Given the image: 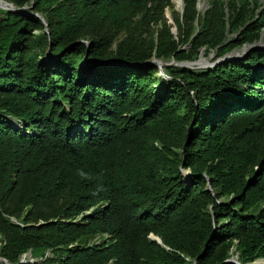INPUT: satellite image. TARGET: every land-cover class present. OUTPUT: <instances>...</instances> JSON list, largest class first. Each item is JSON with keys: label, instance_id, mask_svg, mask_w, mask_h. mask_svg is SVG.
<instances>
[{"label": "trees", "instance_id": "obj_1", "mask_svg": "<svg viewBox=\"0 0 264 264\" xmlns=\"http://www.w3.org/2000/svg\"><path fill=\"white\" fill-rule=\"evenodd\" d=\"M7 1L33 9L0 7V257L264 264V48L143 64L255 44L264 0Z\"/></svg>", "mask_w": 264, "mask_h": 264}, {"label": "water", "instance_id": "obj_2", "mask_svg": "<svg viewBox=\"0 0 264 264\" xmlns=\"http://www.w3.org/2000/svg\"><path fill=\"white\" fill-rule=\"evenodd\" d=\"M181 1H183V0H180V2ZM199 4V3H198ZM0 7L1 8H4V9H7V10H12V11H16V12H19V13H25V14H27V9H29V10H31V9H33V4H31V5H25V6H23V7H21V8H18V7H15L11 2H8V1H6V0H0ZM198 9H199V6H198ZM42 22H43V24H44V26H45V32L46 33H48L49 34V31H48V28H47V23H46V21H45V19H44V17L40 14V13H34ZM167 17V16H166ZM168 22H171L172 23V21H170V20H168ZM171 31H172V33H176V27L175 26H173L172 28H171ZM87 45H88V42H85ZM255 48H257V49H259L260 47L259 46H257V45H252L251 46V49H255ZM202 53V52H201ZM49 54V51L47 52V55ZM47 57V56H46ZM201 60H203V59H201V54L199 55V57H198V59H196V60H194V61H179V62H177V61H174V60H172V61H170V62H163L162 60H160V59H156V58H152L151 60H148V61H146V62H144L143 64H148V63H150V64H156L158 67H159V69H160V72L161 73H163V68H162V65H169V64H173V65H176V66H182V67H189V68H195V65L198 63V62H200ZM229 60H231V58H224V59H222L221 61H229ZM205 61V60H204ZM218 62H220V61H218ZM218 62H212V63H207L206 61H205V63H204V65L203 66H201L202 68L203 67H208V66H212V65H214V64H216V63H218ZM150 237L152 238V239H154V240H156L158 243H160L161 244V239L159 238V237H157V236H154V235H150ZM0 260H2V261H4L6 264H10V263H8L4 258H1L0 257ZM26 261V259H24L23 257H21V259H20V261H19V263H23V262H25ZM229 263H237V264H240L237 260H236V258H229L228 260H227Z\"/></svg>", "mask_w": 264, "mask_h": 264}, {"label": "rangeland", "instance_id": "obj_3", "mask_svg": "<svg viewBox=\"0 0 264 264\" xmlns=\"http://www.w3.org/2000/svg\"><path fill=\"white\" fill-rule=\"evenodd\" d=\"M7 1V0H6ZM226 1V0H225ZM172 4H173V7H167L166 8V16L168 17V20L172 21L171 19V11L172 10H175L179 13H181V11L183 10V1H181V3H177L175 2L174 0H171ZM259 3H262V0H258ZM199 10H204L205 8H207L208 4H207V0H200L199 4ZM2 14L0 13V16ZM240 34L239 32L235 35H232V36H236L238 37ZM253 45H257L259 46L260 48H264V32L263 34L261 35L260 39ZM251 46L252 45H243V46H239V47H236L235 49H233L232 51L228 52L227 54H225L224 56L222 57H217L215 52H210L209 54H205L204 51L202 50L200 52L201 54V60L200 62H198L196 65H195V68H202L201 66L204 65L205 61L207 63H212V62H218V61H221L222 59L224 58H231V59H235V58H242L244 57L250 50H251ZM184 48H187V45L183 46ZM199 54V55H200ZM205 60V61H204ZM164 62V61H163ZM162 68H163V65H162ZM24 259L26 260H31L32 258L30 257V254L27 253L25 255L22 256ZM233 258H236L235 256Z\"/></svg>", "mask_w": 264, "mask_h": 264}, {"label": "bare ground", "instance_id": "obj_4", "mask_svg": "<svg viewBox=\"0 0 264 264\" xmlns=\"http://www.w3.org/2000/svg\"><path fill=\"white\" fill-rule=\"evenodd\" d=\"M174 1L177 2V3H181L180 0H174Z\"/></svg>", "mask_w": 264, "mask_h": 264}]
</instances>
